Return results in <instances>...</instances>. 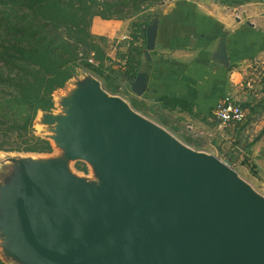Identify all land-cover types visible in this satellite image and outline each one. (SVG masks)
Listing matches in <instances>:
<instances>
[{
  "label": "water",
  "instance_id": "95a60500",
  "mask_svg": "<svg viewBox=\"0 0 264 264\" xmlns=\"http://www.w3.org/2000/svg\"><path fill=\"white\" fill-rule=\"evenodd\" d=\"M153 33L146 31L148 49ZM220 54L226 63L224 47ZM99 85L65 133L71 153L97 161L106 185L83 188L59 167L40 172L41 185L27 184L23 198L9 203L22 257L37 264H264V198L238 175L235 160L195 151L124 99L104 98Z\"/></svg>",
  "mask_w": 264,
  "mask_h": 264
},
{
  "label": "crops",
  "instance_id": "0c3cea01",
  "mask_svg": "<svg viewBox=\"0 0 264 264\" xmlns=\"http://www.w3.org/2000/svg\"><path fill=\"white\" fill-rule=\"evenodd\" d=\"M137 23L145 24L146 31L154 28L153 47L147 48L146 36L139 72L127 82L126 98L137 109L162 116L165 123L175 120L174 127L191 125L193 131L187 129V133L209 138L207 154L222 157L232 153L234 166L240 167L244 177L264 180V134L260 135L264 81L259 92L247 86L254 62L264 63V0H168L127 20L95 17L91 33L107 39L105 47L117 69L126 63L129 53L125 46L116 45ZM223 47L226 63L220 56ZM74 92V85L68 83L56 91L55 106ZM162 97L190 103L193 114L168 110L160 103ZM222 99L241 107L249 105L244 109L246 121L221 128L213 111ZM249 119L252 122L247 124ZM199 131L205 135H198ZM226 135L232 139L227 145L223 142Z\"/></svg>",
  "mask_w": 264,
  "mask_h": 264
},
{
  "label": "trees",
  "instance_id": "16d2710c",
  "mask_svg": "<svg viewBox=\"0 0 264 264\" xmlns=\"http://www.w3.org/2000/svg\"><path fill=\"white\" fill-rule=\"evenodd\" d=\"M154 1L0 0V151L52 153L50 141L35 135L34 121L39 111L55 108L54 93L79 69L96 74L107 89L135 78L146 45V25H134L131 36L142 47L132 46L126 63L117 69L105 47L107 39L91 33L92 21L127 20L153 7ZM81 49L93 52L98 65L79 63ZM160 103L170 111L193 114L188 102L162 97ZM0 264L7 263L0 258Z\"/></svg>",
  "mask_w": 264,
  "mask_h": 264
},
{
  "label": "rangeland",
  "instance_id": "374dc122",
  "mask_svg": "<svg viewBox=\"0 0 264 264\" xmlns=\"http://www.w3.org/2000/svg\"><path fill=\"white\" fill-rule=\"evenodd\" d=\"M166 1L168 0L154 1V6ZM144 5H147V3ZM99 82H101L103 90L108 93L104 98H115L117 96V84H109L107 89L96 74L79 69L76 76L68 82V85H74L75 92L65 101H60V104L56 105L51 112L42 114L39 111L37 113L34 121L35 135L50 141L53 147L52 153H48L50 155L0 151V258L5 263L37 264L33 260L29 261L22 257L21 252L23 251L24 242L14 231L11 221L13 211L9 203L19 196L23 198L28 191L27 184L41 185L40 172H48L59 167L69 179L83 188L98 189L106 185V179L102 175L97 161L93 158L71 153L68 146L69 138L65 133V130L70 128V122L82 117V110L85 109L86 99H88L87 96H94L98 93ZM68 88L70 90L71 86H68ZM125 102L135 112L166 130L183 144L197 152L207 154L205 145L210 144L209 138L204 136L195 137L189 132L187 133V128L182 125L174 127L175 120H168V123H165L166 120L163 121L162 116L159 114L157 116V114L154 115L146 109H137L134 107L133 101H129L127 98ZM179 130H182L183 133L178 132ZM223 142L227 145V143L232 142V139L226 135ZM234 169L256 193L264 198L263 179L261 181L248 179L242 175L240 167L234 166Z\"/></svg>",
  "mask_w": 264,
  "mask_h": 264
},
{
  "label": "built area",
  "instance_id": "2783aa9c",
  "mask_svg": "<svg viewBox=\"0 0 264 264\" xmlns=\"http://www.w3.org/2000/svg\"><path fill=\"white\" fill-rule=\"evenodd\" d=\"M123 45L128 50L132 48V46L136 47H142V43L139 41H134V39L131 36V33L123 35L116 46ZM110 57V55L108 54ZM78 61L79 63L82 61H87L88 63L92 65H98L95 54L87 53L84 50H79L78 52ZM252 78L247 83V86L249 89L254 90L255 92H259L261 88V84L264 81V63L260 61H255L252 67ZM258 85V86H257ZM127 94V83L121 82L119 86L117 87V96L126 99ZM259 97H260V93ZM257 94V95H258ZM214 117L219 121L220 127H227L232 124L236 123H243L246 121L247 114L245 110L238 105L236 102L230 99H222L218 102L216 107L213 111ZM187 129H190L193 131V127L191 125L187 126ZM198 135H205L203 131L197 132Z\"/></svg>",
  "mask_w": 264,
  "mask_h": 264
},
{
  "label": "bare ground",
  "instance_id": "6f19581e",
  "mask_svg": "<svg viewBox=\"0 0 264 264\" xmlns=\"http://www.w3.org/2000/svg\"><path fill=\"white\" fill-rule=\"evenodd\" d=\"M40 125V124H39Z\"/></svg>",
  "mask_w": 264,
  "mask_h": 264
}]
</instances>
